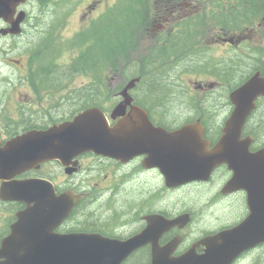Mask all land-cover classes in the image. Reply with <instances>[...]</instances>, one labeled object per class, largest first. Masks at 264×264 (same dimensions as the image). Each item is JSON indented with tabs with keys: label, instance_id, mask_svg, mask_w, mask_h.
<instances>
[{
	"label": "flooded vegetation",
	"instance_id": "flooded-vegetation-1",
	"mask_svg": "<svg viewBox=\"0 0 264 264\" xmlns=\"http://www.w3.org/2000/svg\"><path fill=\"white\" fill-rule=\"evenodd\" d=\"M41 1L29 0L20 8L27 13L22 34L0 37V43L25 34ZM80 1L79 30H68L77 0L55 2L61 5L59 16L36 43L42 51L53 50L49 63L32 62L25 52V65L11 60L22 66V76L21 83L12 78L10 87L21 91L3 95L0 87L1 147L98 108L110 127L132 114L148 119L150 130L161 133L157 141L182 145L177 153L163 155L184 157L179 164L188 168L174 179L155 166L157 151L148 132L145 151L129 160L87 152L67 164L51 161L6 180L33 184L32 202L27 191L23 201L4 199L0 180V264H35L45 260L49 248L62 245L63 237L77 234L95 236L97 244L140 238L121 264H153L155 258L169 261L189 252L202 258L211 247L226 256L227 263L218 264H264V94L242 93L252 78L264 81V0H115L102 12L108 0ZM244 6L248 24L238 30L236 11ZM113 7L118 8V47L130 43V54L143 58L169 54L165 62L142 64L137 76L118 80L104 75L111 69L105 55V73L97 80L87 74L91 80L84 88L77 87V73L58 77L55 89L45 87L50 80L30 79V72L41 67L74 69L97 43L92 29L101 22L103 38L108 34ZM131 14L136 24L143 16V25L122 32ZM227 21L229 26L221 24ZM257 28L263 44L252 46ZM125 56L121 49L117 70L126 69ZM164 74L172 77H157ZM132 82L128 104L124 93ZM63 197L73 203L64 218Z\"/></svg>",
	"mask_w": 264,
	"mask_h": 264
},
{
	"label": "water",
	"instance_id": "water-1",
	"mask_svg": "<svg viewBox=\"0 0 264 264\" xmlns=\"http://www.w3.org/2000/svg\"><path fill=\"white\" fill-rule=\"evenodd\" d=\"M26 2L27 0H0V20L9 25L7 28L0 29V35L18 36L22 33V23L26 20L27 13L23 10L18 13V8ZM133 85L134 82L124 93L128 104L131 101L128 89ZM251 91L254 97L260 93L264 94V81L252 78L242 93ZM123 109L124 106L121 105L116 113ZM150 126L148 119H144L138 114H132L122 120L120 124L110 127L105 115L98 108H91L77 115L72 121L52 126L46 130H34L21 135L8 142L5 147H1L0 143V180L3 181L4 199L23 201V195L27 191L29 201H34L33 193L37 188L33 184L27 181L7 183L6 180L34 168H39L42 164L51 161L67 164L87 152L129 160L145 151L144 146L147 142L145 137L148 132L153 137L157 151L154 156V165L161 168L170 178L175 179L184 176V171L188 166L179 164L184 157L163 155L162 153L171 150L177 153V148L182 145L176 143L163 144L160 140L157 141L156 137L159 138L161 133L152 127L150 130ZM25 185L28 186L24 188ZM72 206L73 203L70 198H62V218L68 215ZM96 238L81 234L63 237L62 245L49 248L45 260L39 258L35 264H121L140 244L138 242L140 238L137 237L127 243L105 241L100 244L94 241ZM118 249L123 252L120 253L121 256H118V252H113ZM106 253H109L110 256L107 257ZM193 254V252H189L181 258L169 261L158 257L154 259L153 264L227 263L226 256L214 247H211L202 258L194 257Z\"/></svg>",
	"mask_w": 264,
	"mask_h": 264
},
{
	"label": "trees",
	"instance_id": "trees-1",
	"mask_svg": "<svg viewBox=\"0 0 264 264\" xmlns=\"http://www.w3.org/2000/svg\"><path fill=\"white\" fill-rule=\"evenodd\" d=\"M52 3H55L54 0H46V4H44V8L49 7ZM255 8V7H254ZM249 14L246 7L244 6L242 10H237L236 11V18H240V21L236 24L237 29H243L245 25L248 24V21L245 20L244 18L246 17L245 15ZM110 19H109V28H108V34L103 38L105 34V28L102 26V23H99V26H96L92 29V35L90 36L94 40L97 41L95 45L91 49H88L87 54L83 55L81 59L77 61V65L75 66L74 69L66 70V69H61V68H55L52 70H48L45 68H39L40 70H34L33 73L30 76V79L32 81L36 80H50L48 84H45V87L47 88H53L55 89V85L53 84L54 81L60 77L61 79L64 78H69L74 76L75 73L77 74H88L92 75L94 80L99 79L101 74L105 73L103 70L104 67H102L104 63V58L103 56L106 55V58L108 60V65L111 67L110 72L111 73H116L118 70L116 69V65L118 63V57L121 53V49L125 50L126 58L133 57L137 55H132L130 54L133 49L132 45L129 43L128 45L120 46L118 47V37H119V32H120V26H119V21H118V8L113 7L109 14ZM135 15L131 14L128 15L126 18V24L127 27H124L122 32H127L129 27L132 31L140 29L141 26L143 25V16L141 19L140 24H136L134 22L135 20ZM221 24H227L229 26L230 22L227 21V23L221 22ZM247 28V27H246ZM243 29V30H246ZM106 38L107 42H104V39ZM42 38L38 41L41 42ZM104 42V43H103ZM38 45L34 44V46L30 47L28 49V53L31 54L32 57V62H38L39 64L43 63H49L50 62V57L51 53L53 50H48V51H42V48L39 47L37 48ZM169 55V54H168ZM166 53H157L156 55H151L146 58L141 59V57L138 59L140 60L137 64H133V66L127 67L124 70V74L128 75L129 78L132 76H137L139 73H141L142 70V64L145 65H154V63L157 62H165L167 56ZM185 57V56H184ZM178 62L184 61V59L177 60ZM194 62V60L191 61V63ZM132 72L134 74H132ZM64 73H67V76H64ZM127 77V76H126ZM128 78V77H127ZM93 95L97 94V87L95 84H93ZM35 88H38V85L35 86ZM97 101L96 98L93 99V102Z\"/></svg>",
	"mask_w": 264,
	"mask_h": 264
},
{
	"label": "rangeland",
	"instance_id": "rangeland-1",
	"mask_svg": "<svg viewBox=\"0 0 264 264\" xmlns=\"http://www.w3.org/2000/svg\"><path fill=\"white\" fill-rule=\"evenodd\" d=\"M55 2L57 0H54ZM76 1V0H74ZM85 1V0H84ZM115 0H108L98 12H102L107 6L114 3ZM87 2V1H86ZM80 0H77V5L74 12V17L71 20L70 26H68V30H79L81 29L80 26V15L83 13L84 7ZM257 5V4H256ZM60 4H57L55 6L54 3H52L49 7H43V6H37L33 16V20H31L28 25L26 26V32L25 34L19 39H10L8 42H1L0 43V87L3 90V95H11V94H17L18 91H21L20 88H15L14 91L11 89L10 84L12 82V78L15 82L21 83V76H22V66L14 64L11 60L16 59L21 61L23 65H25L26 58L23 55L24 52L28 54V60L31 57V54L28 53V49L32 47L35 43H37L41 39V32L45 31L46 29L50 28L51 24L53 23L55 19V15L59 16L58 8L60 7ZM223 11H226L224 7H222ZM200 15H207L205 13H201ZM264 16V14L262 15ZM261 16V17H262ZM260 17V18H261ZM256 20V24H260L261 19ZM240 21V18H236L235 23L237 24ZM1 24V22H0ZM257 27V26H256ZM255 31V35L253 36V43L252 46L255 45H262V39L260 36H258L257 32L261 31V29L257 28ZM221 51H216V53H220ZM138 57H142V55H137ZM138 57L133 56L126 59V66L130 67L133 66L134 61H138ZM126 67V68H127ZM124 70H118L116 73H111L110 71L106 72L104 75L106 76L108 74L109 78L115 77L116 79L120 80L122 77H129L128 75H125ZM15 76L13 77V75ZM132 74H134L132 72ZM103 76V77H105ZM89 77V76H88ZM86 75L82 76L79 75L77 78V87L84 88L87 87L88 84H85V81L91 80L90 78L94 79L92 76L88 78ZM172 76L169 75L168 78H171ZM101 78V76L99 77ZM117 88V84L113 85L110 89V98L115 94L114 89ZM81 94H85V92H81Z\"/></svg>",
	"mask_w": 264,
	"mask_h": 264
},
{
	"label": "bare ground",
	"instance_id": "bare-ground-1",
	"mask_svg": "<svg viewBox=\"0 0 264 264\" xmlns=\"http://www.w3.org/2000/svg\"><path fill=\"white\" fill-rule=\"evenodd\" d=\"M40 4H41V6H43L44 4H46V0H42ZM37 47H41V46H37ZM168 76H169V74H164V75H158L157 77L167 79Z\"/></svg>",
	"mask_w": 264,
	"mask_h": 264
}]
</instances>
